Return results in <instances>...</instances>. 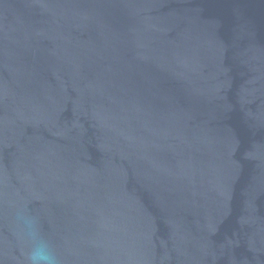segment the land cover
<instances>
[{
	"label": "water",
	"instance_id": "1",
	"mask_svg": "<svg viewBox=\"0 0 264 264\" xmlns=\"http://www.w3.org/2000/svg\"><path fill=\"white\" fill-rule=\"evenodd\" d=\"M19 208L61 264H264V0H0V264Z\"/></svg>",
	"mask_w": 264,
	"mask_h": 264
},
{
	"label": "clouds",
	"instance_id": "2",
	"mask_svg": "<svg viewBox=\"0 0 264 264\" xmlns=\"http://www.w3.org/2000/svg\"><path fill=\"white\" fill-rule=\"evenodd\" d=\"M15 225L19 240L27 245L24 264H61L54 246L41 233L36 216L26 208H19L15 213Z\"/></svg>",
	"mask_w": 264,
	"mask_h": 264
}]
</instances>
